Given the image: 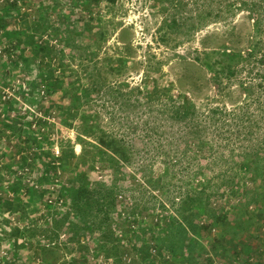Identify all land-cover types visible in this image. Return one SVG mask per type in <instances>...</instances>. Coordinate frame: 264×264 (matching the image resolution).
I'll list each match as a JSON object with an SVG mask.
<instances>
[{
	"label": "trees",
	"instance_id": "1",
	"mask_svg": "<svg viewBox=\"0 0 264 264\" xmlns=\"http://www.w3.org/2000/svg\"><path fill=\"white\" fill-rule=\"evenodd\" d=\"M188 1L166 2L176 11H181L189 8L191 4ZM62 2L0 0V47L8 54L1 65L20 69L25 79L34 69L37 70L36 76L27 80L26 88H22L21 84L18 88L11 86L9 78L1 82L15 88V93L5 99L2 94L4 85L0 88V107L7 112L4 116L0 114L2 130L4 128L8 133L3 135L9 139L21 138L25 147L15 152L11 150L13 161L0 166L6 172L3 178H11L5 185L8 184L9 190L14 192L8 197L0 195V211L7 214L5 226H9L3 237L7 243L15 246L10 251L5 250L7 256L0 258V264H21L19 261L22 258L18 255L26 248L33 252L36 264H55L49 259V249L45 246L37 248L36 244L53 242L66 232L71 233V241L82 244L78 254L67 257L66 264H100L91 263L89 259L87 242L91 240L95 249L92 254L104 256L110 260L109 264H171L172 261L176 264H199L207 252L203 240L212 235L217 225L226 223L230 212H234L236 218L220 232L213 245L214 249L228 251L224 243L228 241L230 229L237 236L236 226L242 227L245 222L241 214L238 216L239 211H243V214L252 210L264 212V185L256 184L245 194L235 180L254 178L256 182L264 178V0H192L196 6L189 8L192 17L185 21L186 24L192 23L195 15L199 18L192 29L200 30L214 22L224 24L221 32L208 33L202 38L201 48L195 56L196 61L210 72L211 83L216 89L214 99H220L217 104H210L207 111L202 110L187 92H180V101L176 102L174 83L165 84L161 74L151 68L146 71L143 84L128 92L131 101V92H136L135 108L145 102L149 106L155 98L162 101L163 95L168 94L170 98L167 104L160 105L158 111L183 131H180L179 138L171 141L173 144L167 150L156 147L158 155H163L164 170L155 173L151 165L142 166L147 182L160 192L171 190L169 182L162 180L174 174L178 166L174 163L180 157H184L185 165L173 178H192L185 191L172 199L173 206L168 208L162 202L165 212L153 213L151 221L146 220L147 224H143L135 213L124 209V193L116 191L114 179L110 185L96 180L93 164L84 165L87 159L77 160L74 143L63 147L58 154L51 147L49 136L55 125L48 118L49 113L55 111L49 112L47 104L41 103V98H46L47 102L57 89L70 83L72 88L67 89L68 105L63 106L68 114L63 115L61 128L77 129V140L82 143L84 137L93 138L94 142H86L95 148L92 160L96 162L99 159L102 167L112 169V178H120L122 176L118 174L121 171H118L134 163L137 150L127 137L104 129L99 112L90 111L96 98L101 99L105 93L106 82L90 71L88 81H83L79 75L68 82L66 75L56 66L59 60L62 65L66 49L73 51L72 57L81 58V48L77 43H84L82 40L90 34L99 42L107 40L109 34L102 22L104 16L97 13L103 0H67L66 10L57 11V5ZM47 5H51L52 10L48 11ZM239 15H243L240 22L236 20ZM12 20L16 28L8 36L5 33ZM182 23L173 17L168 26L180 27ZM210 38L217 42L210 45ZM80 60L84 62L82 58ZM119 60L126 61L124 57ZM114 66L122 68L125 64L117 63ZM123 85L128 84H120ZM235 91L238 92L237 97L233 96ZM115 96L113 99H116ZM17 98L22 99L28 107L13 111L14 104L20 102ZM126 104L129 105L128 102ZM58 107L62 106L52 108L57 110ZM76 120L80 122L79 125L75 124ZM212 128L215 130L210 137L208 131ZM200 156L206 157L208 162L200 163ZM171 157L174 162H171ZM67 174L69 177L65 178ZM27 175L29 178H26ZM211 178H223L221 184L228 188L223 186L224 191L219 192L221 184L215 186ZM38 184V195L45 196L42 211L34 218L25 215L21 226L11 224L14 214L23 213L27 205L19 191L22 190V194L33 192L32 186ZM231 186L248 199L233 204L236 208L240 207L239 211L228 208ZM217 195L226 200L221 201L220 198L221 202L214 201ZM151 196L155 200V207L157 198L153 194ZM220 207L222 210H217ZM255 207L257 209H253ZM50 214L54 217V223ZM246 219L250 220L251 217L247 216ZM126 224L128 229L124 228ZM131 244L135 257L127 262L124 254L125 250L129 252L127 248ZM251 249V245L244 247L243 244L235 255H243L251 263ZM90 258L93 259L92 256ZM206 260L213 262L212 257Z\"/></svg>",
	"mask_w": 264,
	"mask_h": 264
},
{
	"label": "rangeland",
	"instance_id": "2",
	"mask_svg": "<svg viewBox=\"0 0 264 264\" xmlns=\"http://www.w3.org/2000/svg\"><path fill=\"white\" fill-rule=\"evenodd\" d=\"M166 1L167 0H103L97 13H101L102 16H104L102 22L108 28L107 33L109 36L107 40H101L99 42L98 39L92 37L93 34H90L87 38L82 40L84 43H77L78 47L81 48L80 57L82 56L81 58L84 62H81V58L72 57L73 51L71 49H66L65 58L62 59V65L59 64L60 60L56 64V66H59L62 73L66 75V80H68V82L73 76L77 77L79 75L82 76L83 81H88V71L92 72L94 76H99V79L106 82L105 93L102 95L101 99H98V97L96 98L95 103L90 106V111L96 110L99 112L100 123L104 129L109 132H114L117 136L127 137L129 139L128 142L132 144L135 150L137 149L134 163L118 171H121L118 175L122 177L112 178L114 175L112 169L102 167L103 165L99 159L96 162L92 160L95 148L92 147L91 144L86 143L87 141L94 142L92 137H84L83 139L85 141L82 143L77 140V129L68 127L61 128V126H63V115L68 114L67 109L63 106L68 105L69 98L67 89L72 88L70 83H65L66 86L57 89L52 96L53 98L49 97L47 102L46 98H41V103L47 104L49 112L55 111L49 113L50 115L48 118V120L55 125L50 131L49 136L52 142L51 147L54 148L55 153L56 147H58L61 153L63 147L67 148L74 143V149L78 155L77 160L80 162L81 159H87V162H83L84 165L86 163L88 165L93 164L95 172L94 178L96 180L109 185L111 181L115 180L116 191L121 190L124 193V197L122 198V202L126 203L124 209L129 213H135L137 218L143 221V224H147L146 220L151 221L153 213L158 214L160 212H165V208L161 206L162 202H165L168 208H170V205L173 206L171 203L172 199L175 198V195L179 192L185 191L187 186L191 184L192 178H173L181 167L185 165L184 157H180L177 163H174L178 165L177 168L174 169V174L172 173L168 175L169 177H165L162 180V182H164V180L169 182L168 185L171 190L165 189L160 192L147 182V178L143 176L145 169L142 166L144 164L147 166L151 165L155 173H160L164 170L165 163L162 161L163 155H158L156 147L160 146L163 148L161 150H167L173 144L171 141L175 140V137L179 138L180 131H183L175 127L172 121L166 119V115L158 111L160 105L165 106L167 104L170 98L168 94L163 95L162 101L155 98L151 100L152 102L149 106L147 102H145L143 105H139L135 108L136 92H131L132 101L131 97L128 95L130 93L128 92L131 91V88L143 84V77L146 71L151 68L155 69L156 73L161 74L165 84L174 83V97L176 102L180 101V98H178L180 92H187L189 96L199 104L202 110L207 111L210 104H217L220 102V99H214L216 89L211 83L209 70L205 66L200 65L196 61L195 56L198 54L197 50L201 48L202 38L208 33L221 32L224 24L222 22H214L200 30L195 28L192 29V26L197 25L199 18L195 15L192 23L186 24L185 21L186 18L192 17L189 8L194 9L196 4L194 5L192 0H189L188 2L191 4L188 6L189 8L176 11V8L169 5ZM66 2L67 0H63L62 3H59L56 10L64 12L66 10ZM47 8L48 11L52 10L51 5H47ZM240 16L243 15H239L236 18L239 22L241 21ZM173 17L183 22L182 26H168ZM14 28H16V26L12 20L5 34L8 36L11 35ZM244 32H246V30H244ZM63 40H65V38ZM208 42L211 45L217 41L210 38ZM7 57L8 54L0 47V88L3 85V88H11L9 85L5 86V84L1 83L5 82L6 78H9L11 81V86L15 85V87L18 88L21 84L22 88H26L27 80H31V78L35 77L37 70L34 69L33 73L27 75V79H25V75L20 69H12L9 65H5V67L1 65V63H5L3 59ZM122 57L126 60L125 63L119 60V58ZM117 63L125 64V66L122 68L115 67L114 65ZM120 70H124V72L122 73ZM84 72H87V74H84ZM122 83H127L128 85L120 86ZM150 84L154 85L153 82H150ZM11 90H13V88H11ZM14 93L15 88L13 90V94ZM113 96H115L118 101H116L115 98L114 100ZM233 96L237 97L238 92L235 91ZM17 99L20 102L14 104L15 107L13 111L24 110L28 107L26 103H23L22 99ZM126 102H128L129 105H127ZM53 106L62 107H58L56 110L52 108ZM3 112L4 107H0V114L2 115ZM79 123L78 120L75 121V124L79 125ZM1 130L2 125L0 123V166L6 164V162L13 161V153H11V150L15 152L19 150L18 148L25 147L24 140L22 141L21 138L18 139L16 137L9 139L7 135H3L8 134L4 128L2 131ZM214 130L215 129L212 128L208 131L210 137ZM11 140H13L12 143ZM82 144L85 146L84 148ZM81 156L84 157L81 158ZM172 161L173 157H171V162ZM198 161L202 164H206L208 159L200 156ZM5 173L6 172L0 167V177H2L0 179V195L5 194L8 197V195H12L14 192L9 190L8 184L7 188L5 187V184L11 179L3 178ZM67 176L69 177L67 174L65 178H67ZM26 178H29V176L27 175ZM212 179L215 186L223 182V178H211V180ZM226 179L227 178H224V180ZM253 179L254 178H235L236 182L240 183L239 187L242 188L241 191L245 192V194L250 192L256 184L264 185V178L257 179L256 182H254ZM223 186L224 188L226 187L223 183L219 188H214V190L218 188L219 192L220 190L224 191V188H222ZM181 187L182 189L180 191ZM32 188L34 189V196L32 195L33 192L26 191L25 194H22V190L19 191L22 198L26 200L27 205L23 213L20 211L14 214L11 218V224L21 226V222H23L22 219L25 215L34 218V215L42 211L45 196L41 197L38 195L39 184L37 186L33 185ZM230 189L231 192L229 197L231 198L232 205L229 201L228 203L230 205L228 208L231 209L232 207L233 211H239L240 207L236 208L233 204H237L241 199H244V201L248 200L246 199L247 196L245 197L243 193L238 192L237 189L235 190L234 186H231ZM151 194L155 195L157 198L155 207L153 206L155 200ZM220 198H222L221 201L226 200L220 195L215 196L213 200L221 202ZM220 204L221 203H219V205ZM233 207L235 208L233 209ZM253 209H257V207ZM217 210L221 211L222 209L220 207L217 208ZM252 211H248V214H243V211H239L238 216L241 214L245 222L242 227H240V225L236 226L237 236H234L235 233L230 229L227 236L228 241L224 243L228 251L214 249L213 245L220 232L228 228L229 224H232V221L236 218L234 212H230L228 221L217 225V229L213 231L212 235L206 238V240H203L207 252L201 257L199 264H251L249 261L245 260V256L235 255L236 251H240V246L242 247L243 244L244 247L247 246V244L251 245L254 261L252 264H264V212H258V210ZM171 214H174V211H171ZM6 215L7 214L0 211V258L7 256L5 255V250L10 251L14 246L11 242L7 243V240L3 237L4 232L9 230V226H5V221L7 220ZM50 216H52L51 221L54 223L53 215L50 214ZM58 216H60V214H58ZM247 216H250L251 219L247 220ZM121 222H123V220H121ZM40 224L43 223L41 222ZM124 228L128 229L127 224ZM155 233H158V231H155ZM94 234L98 233L95 232ZM70 236L71 233L66 232L53 242H40L36 244V247L41 248L45 246L48 248L50 251L48 256L49 259L53 261L52 263L66 264L65 260L67 257L78 254L82 245L74 240L71 241L72 236L71 238ZM48 243L49 245H47ZM87 246L90 249L89 259L91 263H99L97 257H95V259L90 258L95 250L93 248V240L89 243L87 242ZM127 250H129V252L125 250V254H129L128 257H130L132 261L135 257L132 244L128 246ZM18 256L22 258V260L20 259L19 261L21 264H36L33 252L27 248L25 252L19 253ZM208 257L213 258L212 263L206 260ZM171 264L176 263L172 261Z\"/></svg>",
	"mask_w": 264,
	"mask_h": 264
},
{
	"label": "built area",
	"instance_id": "3",
	"mask_svg": "<svg viewBox=\"0 0 264 264\" xmlns=\"http://www.w3.org/2000/svg\"><path fill=\"white\" fill-rule=\"evenodd\" d=\"M13 90H14V88H13ZM13 90H11V88H4L3 89V98L5 99V98H7V97H9L10 95H12L13 94ZM4 110H5V108H4ZM6 113V111H4L3 113H2V115L4 116V114ZM39 115H41V114H39ZM59 153V149H58V147H56V154H58ZM37 186V185H36ZM5 187L7 188V186L5 185ZM51 189H52V187H51ZM216 201V200H215ZM153 251H155L154 250V248H153ZM155 253V252H154ZM7 253H6V251H5V255H6ZM129 256V254H124V259L127 261H131V258L130 257H128ZM95 257H97V259H98V261H99V263L100 264H109L110 263V260L109 259H107V258H105L104 256H102V255H99V256H95L94 254L92 255V258L93 259H95ZM127 261V262H128ZM251 261V264H252V262H254L253 261V258L250 260ZM40 262H37V264H39Z\"/></svg>",
	"mask_w": 264,
	"mask_h": 264
},
{
	"label": "bare ground",
	"instance_id": "4",
	"mask_svg": "<svg viewBox=\"0 0 264 264\" xmlns=\"http://www.w3.org/2000/svg\"><path fill=\"white\" fill-rule=\"evenodd\" d=\"M8 48V47H7Z\"/></svg>",
	"mask_w": 264,
	"mask_h": 264
}]
</instances>
